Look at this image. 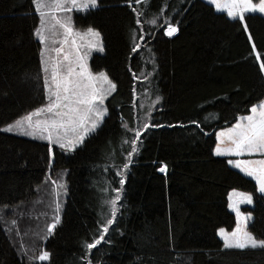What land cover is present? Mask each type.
<instances>
[{
  "label": "trees",
  "instance_id": "obj_1",
  "mask_svg": "<svg viewBox=\"0 0 264 264\" xmlns=\"http://www.w3.org/2000/svg\"><path fill=\"white\" fill-rule=\"evenodd\" d=\"M164 2L163 9L161 0L133 5L144 11L143 31L125 0H99L74 13L76 27L101 33L104 50L93 52L90 66L106 72L116 89L101 125L67 152L3 130L46 103V89L34 0H0V264H85L84 241L98 237L101 202L111 194L101 189L106 181L120 187L116 169L127 162L134 128L141 129L139 151L125 171L115 222L91 250L92 264H264V248L223 247L219 229L238 222L232 190L252 195L241 209L252 213L249 228L257 238H264V193L228 162L233 156L215 153L217 131L264 99V13H246L245 30L243 21L207 0ZM165 17L176 34H166ZM135 43L141 48L133 52ZM52 180L65 182L67 192L60 189L61 223L41 240L53 218ZM13 219L18 228L9 232ZM37 244L49 260L33 262L20 251Z\"/></svg>",
  "mask_w": 264,
  "mask_h": 264
},
{
  "label": "snow or ice",
  "instance_id": "obj_2",
  "mask_svg": "<svg viewBox=\"0 0 264 264\" xmlns=\"http://www.w3.org/2000/svg\"><path fill=\"white\" fill-rule=\"evenodd\" d=\"M125 3L132 8L136 15V24L141 26L143 31L144 24L140 19L144 11L138 10L133 5L139 6L142 0H125ZM162 9L167 7L164 0H161ZM218 9L227 10L230 18L243 21V28L248 29L245 20L246 13H264V0H211ZM99 0H34L35 11L39 14V26L35 28L34 35L43 45L40 50L43 85L46 89L47 102L39 107L21 115L13 122L4 126L5 131L18 132L25 135L40 137L44 140L56 144L60 149L72 152L83 144L84 139L104 121L108 113L105 100L116 89V84L108 77L106 72L95 73L89 65V55L93 49L104 50L102 35L99 30L88 27L86 32L79 31L74 24L71 13L73 10L87 11L90 8L98 7ZM162 9L159 15H162ZM63 14V15H61ZM159 16L149 20L150 24H157ZM166 27L164 28L168 36H172L179 29L177 25L168 22L165 17ZM62 33V39L59 40L60 47H50L49 42L56 43L52 39L57 33ZM248 38L252 39L249 31ZM88 36L86 51H82L81 40ZM138 39L143 40L140 35ZM251 47L256 49L255 42ZM141 48L140 43H135L132 51L135 52ZM257 59L260 52L255 51ZM259 67L264 71V60H260ZM135 75V74H134ZM140 79V77H136ZM147 79V77H145ZM135 91V90H134ZM162 97H157V100ZM195 123V122H192ZM160 127V125H152ZM128 128L127 124L123 125ZM149 127V123L143 125L144 129ZM132 131L136 134L135 138L129 143L131 150L127 152V162L121 167H117L116 172L119 177L120 187L111 189V182L106 181L109 187L101 189L102 192L111 194L109 199L101 202V216L105 217V222L100 223L98 227V237H94L91 242L84 241L83 247L86 255L81 257L85 264H92L90 253L93 248L100 245L105 240L109 231V226L115 222L119 212V203L123 195V184L125 183V171L132 163L131 157L139 151L137 141L140 140V128H134ZM220 143L216 144V154L234 153L237 156H258L253 159H236L228 162L240 169L244 174L254 178L258 184V191L264 193V99L259 100L250 107L246 115H240L231 127L220 130ZM161 172L167 171V165L164 164L159 169ZM47 180L48 177H45ZM54 193L49 207L52 209V220L46 224V235L41 240H46L48 235L55 231L57 225L61 223L60 211L62 204L60 202V189L67 192L66 184L63 181L52 180ZM235 192V190H233ZM240 199H233L230 206L237 214L238 223L235 229L226 233L225 229H220V235L223 238L224 248H264V238H257L251 231L247 230L249 219L252 213H243L239 204L242 202L253 203L250 193H241ZM105 206L107 213L104 212ZM23 215V213H21ZM47 215V213H45ZM110 217V218H109ZM12 227L7 231L12 232L13 228H18V220L13 219L10 222ZM39 236V233H35ZM22 253H30V261H47L50 259V252L41 249L37 244L33 249L21 247Z\"/></svg>",
  "mask_w": 264,
  "mask_h": 264
},
{
  "label": "rangeland",
  "instance_id": "obj_3",
  "mask_svg": "<svg viewBox=\"0 0 264 264\" xmlns=\"http://www.w3.org/2000/svg\"><path fill=\"white\" fill-rule=\"evenodd\" d=\"M208 2H211V0H207ZM224 2V0H222V3ZM254 2H258V0H254ZM216 7V6H215ZM217 8V7H216ZM219 9H221V10H225V11H227L226 9H223V8H219ZM76 11H78V10H73V12L71 13V15H72V17L74 16V13L76 12ZM61 15H63V14H61ZM76 27V26H75ZM79 31H81V32H86V30L87 29H80L79 27H76ZM178 32V31H177ZM176 32V33H177ZM176 33H174V34H176ZM173 34V35H174ZM52 39H54L55 41H56V43H52L51 42V40H50V42H49V46L50 47H60V43H59V40H61L62 39V33H57V35H55ZM88 39H89V37L88 36H85V37H83V39L81 40V46H82V51H86V45H87V41H88ZM97 50H99V49H93L92 51H91V53H90V55H89V65H90V58H91V55L93 54V52L94 51H97ZM91 67V66H90ZM93 71V70H92ZM94 72V71H93ZM95 73H99V72H95ZM46 102H47V100H46ZM105 104H106V100H105ZM246 114H248V113H246ZM246 114H242V115H246ZM239 118V117H238ZM235 123V122H234ZM233 123V124H234ZM232 126V124L231 125H228V126H226V127H223V128H220L218 131H217V143H220V139H219V133H220V130L221 129H224V128H227V127H231ZM98 128V127H97ZM216 153V152H215ZM217 155H220V156H230V157H232L233 156V159L232 160H236V159H253V158H259L258 156H249L248 154H245L244 156H237L236 154H234V153H222V154H217ZM241 193H248V192H244V191H241V190H235V192L232 190V192H231V194H230V202H232V200L233 199H240V195L239 194H241ZM243 204H249V203H246V202H242V203H240L239 204V207H240V210H241V212H243L242 211V205ZM234 210V209H233ZM235 211V210H234ZM243 213H246V212H243ZM238 223V222H237ZM220 229H225L226 230V233H230V232H232L233 230H228V229H226L225 227H223V228H220ZM220 229H219V231H218V234H219V236H221L220 235ZM247 230L248 231H251L250 230V228H249V223H248V226H247ZM221 238H222V236H221ZM223 239V238H222Z\"/></svg>",
  "mask_w": 264,
  "mask_h": 264
}]
</instances>
